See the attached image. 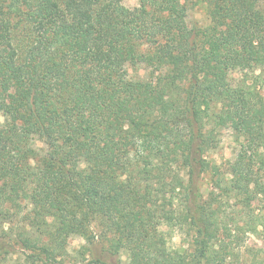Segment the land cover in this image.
<instances>
[{"label": "trees", "instance_id": "obj_1", "mask_svg": "<svg viewBox=\"0 0 264 264\" xmlns=\"http://www.w3.org/2000/svg\"><path fill=\"white\" fill-rule=\"evenodd\" d=\"M121 4L0 0V264H264V0Z\"/></svg>", "mask_w": 264, "mask_h": 264}, {"label": "rangeland", "instance_id": "obj_2", "mask_svg": "<svg viewBox=\"0 0 264 264\" xmlns=\"http://www.w3.org/2000/svg\"><path fill=\"white\" fill-rule=\"evenodd\" d=\"M138 4V0H122L121 9L126 10L127 8L134 7ZM204 8L202 6L197 5L195 9L191 10L189 13L188 21L190 25H199L203 24L207 21ZM16 44L21 45L20 41L18 43V39L15 40ZM22 46V45H21ZM143 73L144 70H141ZM236 78L238 77L237 73L234 75ZM261 91L264 94V82L262 83ZM207 157L210 161L216 162L218 164H224L227 161L230 162H239V168L241 173H248L249 171L252 172L253 166L251 162H249L248 158H245L244 160L238 161L239 157V145L236 142L235 137L232 135L231 130L229 129H223L222 134L220 136V140L218 142V145L216 148L209 149L206 153ZM236 162V163H237ZM209 176L206 175L202 179V190L205 195L208 194L210 191V181ZM164 231L168 232V244L170 247L175 249H183L184 247H188V244L186 242V236L187 234L180 231L179 229L171 230L167 226H163ZM252 241H257L255 238L252 237L251 240L247 238V245H251ZM259 243V240H258ZM82 244H85V240L81 237H71L69 241V248L73 251L79 250L80 246ZM17 255H15V258ZM122 258H123V264H126L128 261V254L127 252H122Z\"/></svg>", "mask_w": 264, "mask_h": 264}]
</instances>
